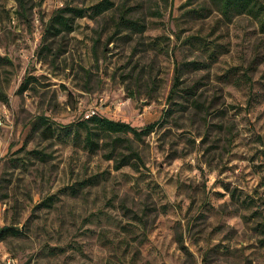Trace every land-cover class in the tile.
Returning a JSON list of instances; mask_svg holds the SVG:
<instances>
[{
    "label": "rangeland",
    "instance_id": "rangeland-1",
    "mask_svg": "<svg viewBox=\"0 0 264 264\" xmlns=\"http://www.w3.org/2000/svg\"><path fill=\"white\" fill-rule=\"evenodd\" d=\"M99 1L0 0V264H264V29L210 0ZM65 5L86 12L47 32ZM92 112L154 124L139 158L90 150Z\"/></svg>",
    "mask_w": 264,
    "mask_h": 264
},
{
    "label": "trees",
    "instance_id": "trees-1",
    "mask_svg": "<svg viewBox=\"0 0 264 264\" xmlns=\"http://www.w3.org/2000/svg\"><path fill=\"white\" fill-rule=\"evenodd\" d=\"M210 2L225 19L230 20L232 17L242 14L251 15L258 20L261 27L264 29V0H210ZM113 4L111 0L99 1L92 6L93 13L101 14L105 10L111 8ZM193 11L197 10L194 9ZM85 12L86 8L84 7L70 5L60 7L52 15L46 30L52 34L70 32L74 29L76 18L83 16ZM44 48L50 49L48 44H45ZM29 81L30 77H27L21 82L19 92H24L29 89ZM179 84L180 79L177 75L172 89L173 92ZM79 124L84 129L85 145L90 150L97 151L108 144L111 147L108 155L109 158H113L120 146L130 151L129 155L123 153L121 157L117 159V168L130 163L133 155L139 158L138 153L131 147L130 134L134 135V137L142 138V136L149 133L154 126V124H150L144 128H137L128 122L110 119L98 113L86 117V119L80 121ZM16 231H18V229L14 227L6 225L0 226V236L12 234ZM261 232L264 234V225Z\"/></svg>",
    "mask_w": 264,
    "mask_h": 264
},
{
    "label": "built area",
    "instance_id": "built-area-1",
    "mask_svg": "<svg viewBox=\"0 0 264 264\" xmlns=\"http://www.w3.org/2000/svg\"><path fill=\"white\" fill-rule=\"evenodd\" d=\"M95 112H92L91 114H87L86 117H89L90 115L94 114Z\"/></svg>",
    "mask_w": 264,
    "mask_h": 264
}]
</instances>
